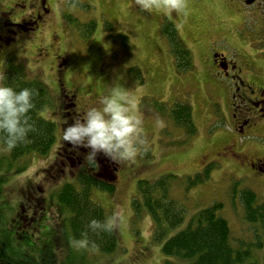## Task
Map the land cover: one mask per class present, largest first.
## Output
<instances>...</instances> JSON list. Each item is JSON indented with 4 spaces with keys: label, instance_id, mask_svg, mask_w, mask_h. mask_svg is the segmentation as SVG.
Segmentation results:
<instances>
[{
    "label": "rangeland",
    "instance_id": "374dc122",
    "mask_svg": "<svg viewBox=\"0 0 264 264\" xmlns=\"http://www.w3.org/2000/svg\"><path fill=\"white\" fill-rule=\"evenodd\" d=\"M10 1L13 4L16 0H0V12ZM35 1L30 0L26 9L11 16V31L19 32L11 41V55L30 78L48 86L52 104L39 115L56 124L57 139L48 155L31 153L13 159L10 152L0 151V176L4 179L0 243L7 253L34 264L60 263L71 256L70 264H164L162 243L153 241V220L144 207L136 213L133 202L139 197V181L174 176L171 197L184 206L186 217L171 235L185 229L199 211L220 203L223 207L217 213L228 222L233 245H250L254 260L264 264V247L253 245L257 226L244 220L240 198L242 191L250 189L264 201V169L253 167L243 158V154L264 157V135L239 138L255 143L257 148L235 146L232 139L240 135L232 126L230 87L211 71V49L207 47L208 39L215 41L223 35L209 30L212 23L233 13L231 0H182L186 10L179 13L165 11L164 0H157L161 7L153 2L150 8L142 7L139 0H73V5L72 0H51V13L43 26L20 28L17 21L22 14L30 13ZM67 15H72L75 22L69 23ZM237 16L235 27L242 28L241 13ZM90 21L96 22V29L87 38L88 29L83 24ZM168 21L192 52L193 70L178 72L167 37L161 33L163 23ZM2 30L0 22V33ZM245 30L252 47L263 52L264 26L250 21ZM120 35L127 36L126 44ZM221 45L226 44L222 41ZM227 50L238 56L234 48ZM5 51L7 47L0 51L3 76ZM257 64L261 65L259 61ZM61 87L75 94L72 109L79 115L74 118L65 104L60 108ZM114 87L137 97L147 150L134 161L123 163L99 153L101 174L113 179L115 189L112 194L96 189L92 200L108 216L122 211L125 217L117 229V251L102 255L69 240L67 215L58 205L57 192L66 183L78 184L79 174L88 172L90 166L85 157L80 159L88 148L63 141L61 132L75 118H82L89 107L99 106L100 97ZM177 102L193 110L197 133L187 142L186 132L170 119ZM158 117L166 122L162 128L156 125ZM205 170L209 174L204 175ZM258 235H262L261 226Z\"/></svg>",
    "mask_w": 264,
    "mask_h": 264
},
{
    "label": "trees",
    "instance_id": "16d2710c",
    "mask_svg": "<svg viewBox=\"0 0 264 264\" xmlns=\"http://www.w3.org/2000/svg\"><path fill=\"white\" fill-rule=\"evenodd\" d=\"M74 3L75 1L72 0L71 5ZM66 18L69 23H74L76 20L72 15H67ZM83 26L88 29L87 38L91 37L95 32L96 22L90 21ZM161 33L167 37L178 72L193 70L194 56L182 40L175 25L169 21L163 23ZM120 38L124 44L127 43V36L120 35ZM8 61L4 83L17 90L25 87L37 90V95L34 97L35 107L30 112L31 122L34 123L36 130L29 133V142L21 143L10 151L11 156L13 159H18L31 153L48 155L57 139V126L53 121L42 118L39 112L52 104L51 92L44 82L37 78H30L24 67L16 63L13 56ZM169 115L175 127L186 132L185 142L196 135L197 129L190 105L177 102ZM86 151L87 155L89 148ZM96 161L98 166L89 165L88 172L81 171L78 177L79 185L66 183L57 192V202L61 211L67 215L65 225L71 244L83 246L102 255H111L117 251L119 246L117 230L113 232L93 231L89 227L91 220L96 219L103 222L108 217L106 210L93 202V191L97 189L112 194L115 189L113 179L102 176L101 161L98 158ZM206 173L209 174V170H205L204 175ZM173 178L163 176L151 182L139 181L141 201L139 197H136L133 202L136 213L144 207L153 220V241L162 243V252L166 257L164 264H258L254 260L250 245L245 243L238 244V246L233 245L230 226L217 213L223 207L220 203H214L199 211L192 217L185 229L171 235L173 230L184 223L186 217L184 206L171 197ZM3 184L4 179L0 176V201ZM237 187L238 185L235 188ZM240 198L244 220L257 226L254 232L258 241L256 242L255 239L256 243L252 244L262 248L264 247V201H261L258 195L250 189L242 191ZM1 223L0 214V227ZM259 226H261L262 235H258ZM72 259L71 256L68 261L50 264H70ZM0 264L34 263L12 257L0 243Z\"/></svg>",
    "mask_w": 264,
    "mask_h": 264
},
{
    "label": "clouds",
    "instance_id": "9594fccd",
    "mask_svg": "<svg viewBox=\"0 0 264 264\" xmlns=\"http://www.w3.org/2000/svg\"><path fill=\"white\" fill-rule=\"evenodd\" d=\"M142 7L150 8L153 2L161 7L157 0H139ZM163 9L171 12H182L186 5L182 0H164ZM5 77L0 74V151L10 152L21 143L29 142V133L34 132L30 112L35 107L34 97L37 90L21 88L17 90L4 83ZM99 106L89 107L83 117L63 128V141L74 146H83L90 151L85 159L91 166H98L96 156L103 152L118 163L134 161L147 150L144 138V117L138 109V100L134 93L121 87H114L100 97ZM162 118L156 119L158 128L165 126ZM122 211H116L105 220L93 219L89 227L93 230L113 232L124 223Z\"/></svg>",
    "mask_w": 264,
    "mask_h": 264
},
{
    "label": "flooded vegetation",
    "instance_id": "af4514ba",
    "mask_svg": "<svg viewBox=\"0 0 264 264\" xmlns=\"http://www.w3.org/2000/svg\"><path fill=\"white\" fill-rule=\"evenodd\" d=\"M29 1L16 0L13 4L10 1V4L8 3L9 5L3 7L0 12V22L3 28L0 33V51L4 47L8 48V51L4 52V54L8 52L5 59L7 63L12 56L11 41L14 42L15 36L19 35V32L11 31V16L13 17L15 13H20L19 9H26ZM50 1L36 0L31 3L30 13L26 15L22 14L16 24L20 28H29L35 25L36 27L32 28L39 29V26L44 25L51 13ZM249 1L251 3H248ZM231 4L233 13L229 14L225 20L212 23L210 26L209 33L216 32L223 34L215 41L208 39L207 47L211 49L212 62L210 69L220 81L225 83V87H230L231 107L233 111L232 126L234 132L240 135L238 138L234 135V139H232L235 140V146L238 143L243 146L257 148L255 143L241 141L239 138L245 137V134L264 135V51L258 52L252 47L251 41L248 35H246L249 32L245 30L246 25L250 21L264 26V0H231ZM238 13L242 15V28L239 26L235 27V24L238 23ZM11 33L14 37H11ZM6 35H10V37L4 38ZM222 41L226 45L222 46ZM227 47L238 51V56H232ZM63 60L65 63L66 59L63 58ZM258 61L261 65L257 64ZM59 96L61 100L60 108L65 104L66 109L69 110V115H73V118L75 114L79 115L72 109V107H75L74 93H70L69 90L67 91L61 87ZM69 105L72 110L69 109ZM83 157H86L85 153L80 159ZM96 158L102 159L99 153ZM243 158L253 167L264 169V157L260 158L256 155L243 154Z\"/></svg>",
    "mask_w": 264,
    "mask_h": 264
},
{
    "label": "water",
    "instance_id": "95a60500",
    "mask_svg": "<svg viewBox=\"0 0 264 264\" xmlns=\"http://www.w3.org/2000/svg\"><path fill=\"white\" fill-rule=\"evenodd\" d=\"M248 3H251V1H249Z\"/></svg>",
    "mask_w": 264,
    "mask_h": 264
}]
</instances>
